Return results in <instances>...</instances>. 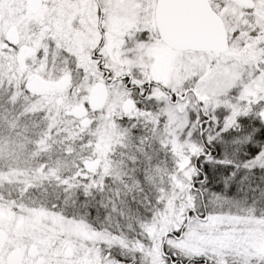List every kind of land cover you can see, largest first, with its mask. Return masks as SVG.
I'll return each mask as SVG.
<instances>
[{
    "label": "snow or ice",
    "instance_id": "1",
    "mask_svg": "<svg viewBox=\"0 0 264 264\" xmlns=\"http://www.w3.org/2000/svg\"><path fill=\"white\" fill-rule=\"evenodd\" d=\"M0 264H264V0H0Z\"/></svg>",
    "mask_w": 264,
    "mask_h": 264
}]
</instances>
